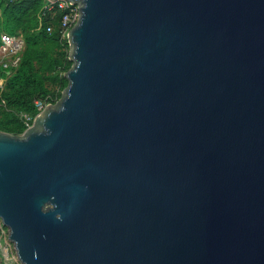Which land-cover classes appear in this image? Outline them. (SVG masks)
Here are the masks:
<instances>
[{
	"label": "water",
	"instance_id": "95a60500",
	"mask_svg": "<svg viewBox=\"0 0 264 264\" xmlns=\"http://www.w3.org/2000/svg\"><path fill=\"white\" fill-rule=\"evenodd\" d=\"M67 1L66 86L0 131L19 264H264V0Z\"/></svg>",
	"mask_w": 264,
	"mask_h": 264
},
{
	"label": "trees",
	"instance_id": "16d2710c",
	"mask_svg": "<svg viewBox=\"0 0 264 264\" xmlns=\"http://www.w3.org/2000/svg\"><path fill=\"white\" fill-rule=\"evenodd\" d=\"M47 0H0V34H21L24 46L19 63L1 73L0 131L21 134L25 128L22 114L32 123L38 113L35 100L54 103L67 84L64 73L70 68L68 42L61 37V13H44ZM40 24V26H39ZM51 26L50 32L46 27Z\"/></svg>",
	"mask_w": 264,
	"mask_h": 264
},
{
	"label": "built area",
	"instance_id": "2783aa9c",
	"mask_svg": "<svg viewBox=\"0 0 264 264\" xmlns=\"http://www.w3.org/2000/svg\"><path fill=\"white\" fill-rule=\"evenodd\" d=\"M59 11L61 13L59 19V29L61 37L67 39V32L77 21L78 9L77 5L70 3L67 0H56V1H47L43 6L44 13H53ZM40 26V24H39ZM52 29L51 26L46 27V31L50 32ZM24 46L23 38L21 34H9L1 33L0 34V90L4 86V79L1 75L4 71H9L11 68H14L19 63V52ZM47 104L44 100H35L34 106L35 109L40 112ZM22 117L25 120L26 127H29V121L31 120L30 116L22 114ZM0 250L3 254L4 260H9L14 264H19L13 244L8 238V231L2 225L0 221Z\"/></svg>",
	"mask_w": 264,
	"mask_h": 264
},
{
	"label": "rangeland",
	"instance_id": "374dc122",
	"mask_svg": "<svg viewBox=\"0 0 264 264\" xmlns=\"http://www.w3.org/2000/svg\"><path fill=\"white\" fill-rule=\"evenodd\" d=\"M5 227V226H4ZM3 254H2V251L0 250V264H14L12 261H11V259H9V260H4L3 259Z\"/></svg>",
	"mask_w": 264,
	"mask_h": 264
}]
</instances>
